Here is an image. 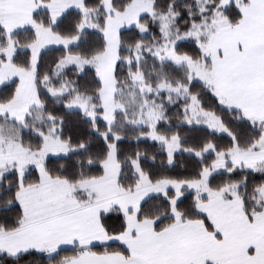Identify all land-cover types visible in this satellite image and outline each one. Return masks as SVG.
I'll return each mask as SVG.
<instances>
[{"label": "snow or ice", "instance_id": "obj_1", "mask_svg": "<svg viewBox=\"0 0 264 264\" xmlns=\"http://www.w3.org/2000/svg\"><path fill=\"white\" fill-rule=\"evenodd\" d=\"M0 264H264V0H0Z\"/></svg>", "mask_w": 264, "mask_h": 264}, {"label": "trees", "instance_id": "obj_2", "mask_svg": "<svg viewBox=\"0 0 264 264\" xmlns=\"http://www.w3.org/2000/svg\"><path fill=\"white\" fill-rule=\"evenodd\" d=\"M26 35H27V33H23L21 38L23 39Z\"/></svg>", "mask_w": 264, "mask_h": 264}]
</instances>
